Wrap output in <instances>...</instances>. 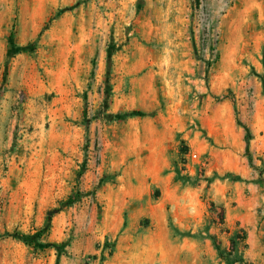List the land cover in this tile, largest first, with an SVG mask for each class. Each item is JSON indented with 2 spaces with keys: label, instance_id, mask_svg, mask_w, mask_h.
Masks as SVG:
<instances>
[{
  "label": "rangeland",
  "instance_id": "1",
  "mask_svg": "<svg viewBox=\"0 0 264 264\" xmlns=\"http://www.w3.org/2000/svg\"><path fill=\"white\" fill-rule=\"evenodd\" d=\"M257 98L264 0H0V264H216L193 240L226 224L244 249Z\"/></svg>",
  "mask_w": 264,
  "mask_h": 264
},
{
  "label": "crops",
  "instance_id": "2",
  "mask_svg": "<svg viewBox=\"0 0 264 264\" xmlns=\"http://www.w3.org/2000/svg\"><path fill=\"white\" fill-rule=\"evenodd\" d=\"M261 101V99H251L246 101L248 108L246 109V127L249 129L251 134V139L249 142V150L251 153V164L248 161V158L240 159L241 167H244L246 164V178L253 177L257 181H252L246 183V187L250 184L252 188L246 189L248 191V196H246V206L239 210L240 214L239 220L242 222L246 220V231L247 237L245 240L246 247L244 249H238L237 253L246 261V258L249 260L250 256L260 255L262 252V247H264L263 238L264 231H258V234L255 230L251 229L252 225H257L259 222L260 225L264 224V181H261L260 171L264 169V106H256L254 103ZM250 105V106H249ZM227 124H230L229 116L226 115ZM234 120V115H233ZM234 126V139L239 138V135H242L240 127L236 124L235 121L232 122ZM228 140H231L232 137L227 136ZM244 160V161H243ZM211 171L210 163L209 169L207 172ZM248 188V187H247ZM257 206H260V211H257ZM258 213L263 214L258 215ZM247 224H251L250 228ZM227 228H230L228 232L221 229H214L213 236L216 238L221 249L227 251L230 247V238L232 236V227L226 224ZM205 233H202L196 238L194 242L197 243L194 248H197L202 255H207L211 262L214 261L218 264L219 255L218 251L212 243V239L208 236H204ZM193 248V246H192ZM208 262V260H207Z\"/></svg>",
  "mask_w": 264,
  "mask_h": 264
},
{
  "label": "trees",
  "instance_id": "3",
  "mask_svg": "<svg viewBox=\"0 0 264 264\" xmlns=\"http://www.w3.org/2000/svg\"><path fill=\"white\" fill-rule=\"evenodd\" d=\"M235 114V121L238 126H242L244 129V142H245V155L248 158V161L251 164V153L249 150V142L251 139V134L249 129L243 125L237 118V111L234 109ZM261 181H264V179H261ZM15 235L18 237H22L23 235H19L17 233H9L8 231H5L3 233H0V236H10ZM239 238V235L234 233L230 238V247L227 251L220 248L218 242L216 241V238L214 236L211 237L214 247L218 251L219 258L226 261L228 264H246V261L237 253V240Z\"/></svg>",
  "mask_w": 264,
  "mask_h": 264
},
{
  "label": "built area",
  "instance_id": "4",
  "mask_svg": "<svg viewBox=\"0 0 264 264\" xmlns=\"http://www.w3.org/2000/svg\"><path fill=\"white\" fill-rule=\"evenodd\" d=\"M199 156L194 151H187L182 155L181 166L186 172H191L195 163L198 161ZM260 176L264 179V169L260 172Z\"/></svg>",
  "mask_w": 264,
  "mask_h": 264
}]
</instances>
